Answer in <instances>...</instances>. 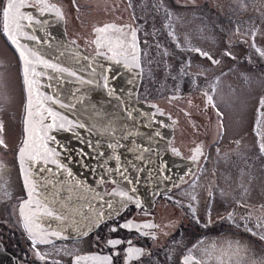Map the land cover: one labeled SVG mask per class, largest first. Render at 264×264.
I'll list each match as a JSON object with an SVG mask.
<instances>
[{"label": "flooded vegetation", "instance_id": "obj_1", "mask_svg": "<svg viewBox=\"0 0 264 264\" xmlns=\"http://www.w3.org/2000/svg\"><path fill=\"white\" fill-rule=\"evenodd\" d=\"M29 1L35 5H40L37 4L36 0ZM47 1L55 3L61 9L63 28L67 37L85 49H97L96 45L92 43L97 39H100L104 45L101 48L102 50L107 51L109 44L112 47L117 46L116 40L120 36L119 32L114 29H108L103 33L95 31V29L104 25L130 26L123 28L125 36L121 37V39L128 40L130 39L131 29H137L138 63L140 66L136 96L139 82L142 76L145 77L146 74L149 80L156 78V76H164L168 80L183 79L188 72L184 66L189 63L190 59H194L188 57L190 52L196 55L201 62L213 64L208 58L189 49L198 48L209 53L214 60L219 61L220 16L227 18L229 22L233 23V27L235 26L225 10L226 3L221 4V0H122L124 8H120L118 12L124 14H119L116 18L110 17L112 16L110 13H97L99 15L96 14L95 17H92L93 15L89 13V5L85 0ZM240 1L228 0L227 5L229 8L234 5L241 7L239 6ZM2 3L3 0H0V40L2 43L0 44V55H5L1 52L2 50L5 52V48L14 55L16 62L15 74L20 87L19 102L15 115L13 114L15 120L12 123L14 127L12 131H10L11 123L4 121V117L7 115L6 112L3 111L0 116V125H2L0 139L4 142L3 145H0V244L13 257L14 263L53 264V262H59V264H73L75 257L109 256L111 257L110 264H183L185 258L191 256L195 261H201L205 264L204 260L191 251L182 250L174 254L172 248H165L166 245L169 246L174 242L173 238L176 230H188L193 232V235H203V232L218 233L221 230L228 229L239 237L247 239L253 236L255 240H261L259 235L254 236V234L249 233L248 229L250 228L248 225L236 226L235 213L232 210L235 202H237L236 198L230 199L228 203V208H231V211L228 212L234 214L233 222H230L229 216V219L226 218L227 216L218 218L213 225L211 223L204 225L201 220L200 214L202 215L204 208L208 210L207 205H210L208 198L211 196L212 191H215L211 190L209 192L211 186L210 176L206 171H201V167L204 165L207 167V171L213 177L212 182L216 189L219 185L218 179L226 177L223 172L219 177L216 173V167L219 164L225 166V158L219 153H211L208 147L209 143L214 144L218 140L219 125H217L216 119L217 111L213 112V110H217L214 103L215 99L212 96L215 107H213V103H207L205 93L208 94V91L204 86H199L197 92L200 94V111H205L208 115L202 116L203 119L198 116L195 117L202 119L204 122L203 127L195 124L193 116L188 117L191 121L189 120L187 123L181 121V117L186 118L189 115L185 108L174 103L173 99L183 97L186 90L170 87L165 92V104L160 105L155 101L162 108V111L167 114L168 120L162 123L170 129L167 141L168 150L173 155H177L178 152L179 155L177 156L183 159L181 173L166 191L157 193L150 202L139 203V207L136 202L126 203L127 207L121 208L118 212L96 222L95 226L86 231V235L56 237L48 239V243H40V240L29 235L24 228L19 210L20 203L22 204V200L26 197V190L22 184L15 159L16 146L22 133L23 106H19L21 100L23 103L22 81L17 55L2 31ZM263 3L264 1L261 3L262 7ZM220 4L225 8L222 9ZM165 9H167V12L172 13L171 18H169ZM237 10V7H235L230 12ZM231 31L234 35L235 29ZM170 32L173 33L172 36L169 35ZM229 36L225 35L223 38H229ZM167 42L169 45L164 48V44ZM210 43V47L214 48L215 51L211 50V52L209 51L210 47L205 46V44ZM223 52L225 53L226 50L223 49ZM248 58L249 56L242 54L238 60L246 64ZM156 64L157 67H152ZM148 65L151 66L149 70H152V73L147 72L146 66ZM160 65H163V67ZM0 68L6 75L3 66L0 65ZM262 98L263 95L260 97L258 105L260 113H263ZM262 117L263 115L259 116V122ZM258 125L259 123L257 127ZM209 129H211V133L208 143L207 132ZM13 132H15L14 136ZM259 140L256 137V144L261 150ZM198 147L200 151L196 152L195 150ZM173 149L176 152H173ZM260 153L263 156V153ZM193 155L197 157L195 161L192 160ZM102 185L104 189H108L113 185V182L111 179L106 178L102 180ZM201 193H204V196L199 204ZM255 206L256 210L260 205L256 204ZM249 209L245 210V213H250ZM209 211L211 212L210 209ZM256 212L260 213L261 210H256ZM128 221H131L134 227L130 229L120 227ZM143 225H152V227H142ZM112 228H115L116 231H112ZM189 234L191 235V233ZM110 239H118L122 242L111 246L107 243ZM33 240L36 241L35 247H33ZM179 243L184 242L179 240ZM174 244H177V242ZM183 246L186 247V245ZM130 247L142 249L143 254L129 259L126 249ZM37 252L44 256L43 260L37 256ZM192 262L195 263L194 261L190 263ZM79 264H103V262L81 260Z\"/></svg>", "mask_w": 264, "mask_h": 264}, {"label": "water", "instance_id": "obj_2", "mask_svg": "<svg viewBox=\"0 0 264 264\" xmlns=\"http://www.w3.org/2000/svg\"><path fill=\"white\" fill-rule=\"evenodd\" d=\"M6 2L7 0H3V5ZM28 4L34 7H26L22 11L32 13L34 19L30 27L28 21H22L25 24L23 30L28 35L35 36L36 40H30L19 34L16 39L20 51L25 53L26 61L31 63L21 60L17 46L12 44L3 30L2 18L3 34L19 60L24 92L22 136L15 150L19 175L26 190V197L22 203L29 199L25 179H28L29 187L32 183L37 185L32 203H24V217L21 219L23 225L26 217L36 220L40 225L36 231L40 235L31 236L38 240L77 236L91 228L88 227L90 220L95 225L99 221L96 217L101 212L105 217L109 216L108 213L112 215L117 209H121V203L129 202L121 201L120 197L112 195L114 190L127 191L133 197L131 202L139 201L143 204L150 202L157 193L166 191L181 173L183 159L168 150L170 129L162 123L168 120L167 114L155 101L136 97L139 67H132L131 71L124 67L125 62L132 63L131 56H118L117 59L121 61L119 64L97 56V49H85L67 37L58 5L47 0H43L40 5L28 0ZM44 6H47V10L41 14L39 9ZM57 10L60 16L56 14ZM100 51L105 52L106 55L112 54L108 50L100 49ZM33 52L36 55H33ZM41 60L66 67L76 72L77 76L70 77L67 73L46 68ZM25 68L28 70V79L35 82L31 90L24 83ZM103 69L108 71L102 75ZM104 75H107V81L104 80ZM105 83L109 88L104 87ZM109 89L112 90V95H109ZM47 96L58 98L73 107L62 108L59 103L53 104L47 100ZM153 105L155 107H152ZM48 108L59 113L55 120L56 127L51 129L45 127L53 123V118L46 111ZM60 117H66L74 123H82L85 127H72ZM60 123H64L65 127L60 128ZM26 127L27 132H25ZM69 128L71 130H66ZM157 132L159 135H156ZM125 136L127 139L124 138ZM117 142L118 147L115 149L107 147L108 144ZM89 144L92 147H89ZM45 145L60 153L57 159L72 172L71 177L63 169H57L55 165L43 162L41 155L45 152ZM21 148H25L23 157L20 154ZM81 151L85 155L81 156L79 154ZM100 152L105 155H98ZM29 154L36 156L35 167L32 166L33 161L28 159ZM115 155L120 156L121 170H126L127 176L133 181L132 184H128L117 173ZM138 156L142 159H137ZM42 168H51L52 172H41ZM108 169L111 171L107 172ZM106 178L113 182L108 189H104L102 185V180ZM46 179L51 180L52 184H47L46 188L41 187ZM77 180L82 184L77 186ZM54 185L59 188L60 201L54 205L49 202L47 206L57 213L68 216L64 221L45 217L41 212L33 215L36 200L39 199L41 204L45 203L40 193L52 191ZM133 188L135 191H132ZM97 194L103 196V201L96 198ZM105 201H111L113 208L109 209ZM61 202L66 207H62ZM19 210L21 211L20 206ZM37 216L39 219H36ZM53 230L60 231V235L46 234ZM193 261L195 262L194 259ZM0 264H16L1 244Z\"/></svg>", "mask_w": 264, "mask_h": 264}, {"label": "rangeland", "instance_id": "obj_3", "mask_svg": "<svg viewBox=\"0 0 264 264\" xmlns=\"http://www.w3.org/2000/svg\"><path fill=\"white\" fill-rule=\"evenodd\" d=\"M85 1L89 5V13L93 15L92 17H95L97 13H110L112 15L110 17L113 18L124 14L118 12L120 8H124L122 0ZM263 1L241 0L239 2L241 7L234 5L229 8L228 0H221V4L226 3V8L220 4L221 8H225L228 17L233 20L235 28L232 22L220 16V62L216 65L205 64L190 52L188 57L194 59H190L189 63L184 66L188 72L183 79L168 80L164 76H156L149 80L146 74L145 77L142 76L137 91L139 98L154 100L163 105L165 104V92L170 87L186 90L183 97L174 98L173 102L185 108L189 115L186 118L181 117V121L187 123L190 120L188 117L193 116V121L200 127L204 126L202 116L205 117L206 112L200 111L201 101L197 88L204 86L208 94L214 97L215 102H213L216 104L217 110L215 109L213 112L219 111L222 114L216 117L219 135L216 143L210 144L211 129H209L207 141L211 153H219L225 158V166L219 164L216 167V173L219 177L223 172L226 177L218 179L219 185L216 189L212 182L213 177L207 171V167L205 165L201 167L200 170L206 171L210 176L209 192L215 191H212L208 198L210 202V205H207L208 210L204 208L200 217L204 225L209 223L213 225L215 220L226 216L227 219L230 217V222H233L234 214L229 213L231 208H228V203L230 199L236 198L237 202L232 209L235 213L236 226L248 225L251 229L249 233L254 236L263 235L264 222V153L262 156L261 150L256 144V137L260 139L261 144H264V115L257 127V110L260 109L258 105L260 97L263 95L264 98V56L256 51V48L264 51V3L263 7L261 4ZM235 7L238 10L230 12ZM233 29H235L234 35L231 33ZM225 35L230 36L223 38ZM0 44H2L1 40ZM253 44H255V48L252 46ZM168 45V42L164 44V48H167ZM205 46L209 48L211 43L205 44ZM223 49L230 52L231 56L224 55ZM5 50V52L1 51L5 55H0V65L6 71L5 75V72L0 68V116L3 111L6 112L4 121L11 123L10 131H12L14 128L12 123L15 120L13 114L16 112L19 102L20 87L15 74L14 55L7 48ZM211 50L215 51L210 47L209 51ZM242 54L249 56L246 64L238 60ZM160 66L163 67V65ZM152 67H157V64ZM146 68L147 72H153L149 70L150 65ZM213 86L215 87L214 92ZM19 106H23L22 100ZM196 116L202 119L195 118ZM14 135L15 132H13ZM203 196L204 193H201L199 204ZM256 204L260 205L256 209L261 210L260 213L255 210ZM250 207L252 209H249ZM247 209L250 213H245ZM203 233V235H193L191 231L178 229L174 234V242L169 246L166 245L165 248H172L174 254L182 250L191 251L204 260L205 264H221V262L223 264H264L263 240H255L253 236L245 239L228 229L218 233ZM179 240L184 243L180 244ZM175 242L177 244H174Z\"/></svg>", "mask_w": 264, "mask_h": 264}, {"label": "snow or ice", "instance_id": "obj_4", "mask_svg": "<svg viewBox=\"0 0 264 264\" xmlns=\"http://www.w3.org/2000/svg\"><path fill=\"white\" fill-rule=\"evenodd\" d=\"M37 4H42L43 0H36ZM131 6V5H130ZM26 7H34V5H30L28 4V0H7L6 4L3 5L2 7V18H3V30L5 32L6 35H8V38L11 40L12 44L17 46V51L19 52L20 58L21 60H25L26 63H31L30 61H26L25 58V53L23 51H20V46L18 43V40L16 39L17 34H19L20 36H25L30 40H36L35 36H31L28 35V33H26L23 29L25 28V24L22 23V21H28V26H31V22L33 21L34 17L32 15V13H26L23 12L22 9L26 8ZM47 10V6L41 7L39 9L40 13L43 14L44 11ZM165 11L167 12V9H165ZM56 14L58 16H60V12L59 10H57ZM169 18H171L172 13L171 12H167ZM167 26V25H166ZM130 26L125 25L122 27H117L115 25H104L101 28H97L95 29L96 32L98 33H103L108 29H114L115 31L120 33V36L117 37L116 43H117V47L113 48L111 46V44L108 45V52L112 53L111 55H106L105 52L100 51V49L104 46L101 42L100 39L94 40L92 43H94L96 45L97 48V52L96 55L97 56H101V57H105L107 60L110 61H114L115 63H121V61L119 59H117L118 56H122V55H130L131 59H132V63L129 64L127 62L124 63V67L126 69H128L129 71H131L132 67H139V63H138V59H139V54H138V50H137V29L132 28L130 31V40L128 39H121V37L125 36V33L123 32V28H128ZM170 36L173 35V33H169ZM74 43V42H73ZM254 48L256 47L255 44L252 45ZM27 47V46H25ZM191 51H195L200 53L201 56L208 58L209 60L212 61L213 64H218L220 61L218 60H214L209 53L207 52H203L200 49H189ZM257 52H260V54L262 56H264V51H261L259 48H256ZM33 55H36V53L33 52ZM224 55L226 56H231L230 52H225ZM234 58V57H233ZM41 63L44 64V66L46 68H51L53 69V71L56 72H60V73H67L68 76L70 77H76L77 73L74 71L69 70L66 67H60L58 64H54V63H49L47 60H41ZM89 67H91V65H89ZM25 77H24V83L27 86V88L29 90H31L32 85L35 83L34 81H30L28 79V75H27V68H25ZM35 71V69H33V72ZM93 71H95V69H93ZM108 71V69H103L102 75L104 73H106ZM183 71V70H182ZM79 79V77H77ZM108 77L107 75H104V80L107 81ZM82 83L84 81H81ZM88 83H91V81H88ZM105 88H109L108 84L105 83L104 85ZM215 91V87L213 86V92ZM112 90L109 89V95H112ZM205 95L207 96V103H212L213 102V97L211 95H208L207 93H205ZM47 100L51 101L53 104H60V107L62 108H71L73 107V105L71 104H65L63 102H61L58 98H54L53 96H47L46 97ZM30 101H29V105H30ZM28 106V105H26ZM152 107H155L154 105ZM213 107H215V104L213 103ZM261 107H264V98L261 99ZM46 111L48 112V114L53 118V123L52 124H48L46 125V129H51L56 127L55 124V120L56 117L59 116V113L54 112L51 108L46 109ZM258 111V120L257 123H259V116L260 115H264V113H260L259 109ZM31 114V113H30ZM162 114V113H161ZM217 115L221 116L222 114L219 113V111H217ZM60 119L62 121H66L67 124L71 125L72 127H79V128H83L85 127L84 124L82 123H74L71 120H67L66 117H60ZM27 123V121H26ZM60 128H64L65 124L64 123H60L59 125ZM66 130H71V128L66 129ZM0 131H2V125H0ZM28 129L27 127L25 128V132H27ZM105 131H108L107 129H105ZM46 134V133H45ZM156 135H159V133L157 132ZM49 139H54V137H48ZM125 139H127V136L124 137ZM3 140L0 139V145H3ZM28 141H25V145L27 146ZM89 147H92L91 144L88 145ZM45 147V152L44 154L41 155V158L43 159V162L45 164H52L55 165L57 169H63L64 172L67 173V175L69 177L72 176V172L68 169V167L62 163L59 159H57V157L60 156V153L54 149V148H48L47 145L44 146ZM108 148L110 149H115L116 147H118V142L116 144H108L107 145ZM196 152H199L200 149L199 147L195 150ZM173 152H176L175 149H173ZM261 152L264 153V144H261ZM20 154L23 157L25 154V148H21L20 149ZM81 156L85 155L83 153V151H81L79 153ZM177 155H179V153H176ZM98 155L100 156H104L105 154L103 152L98 153ZM28 159L33 161L32 166L35 167V161H36V156H32L29 154ZM114 159L117 161V167H116V171L117 173L122 177V179L124 181H126L128 184H132L133 181L127 176L126 174V170L122 171L121 170V165L119 164L120 161V156L119 155H115ZM137 159H142V157H137ZM197 159L196 155H193L192 160L195 161ZM22 164H23V160H22ZM41 172L43 171H48V172H52L51 168H42L40 169ZM92 171H95V169H92ZM111 169H108L107 172H110ZM106 172V174H107ZM47 184H52L51 180H45L44 184L41 185V187H45ZM77 186L81 185L82 182L77 180L76 181ZM25 187L28 189V196L29 199L27 201H25L24 203L26 204H31L32 203V198L33 195L36 193L37 190V185L35 183H32L31 186L29 187V181L26 178L25 179ZM132 191H135V189L133 188ZM112 195L114 196H118L121 198V201H129L131 202L133 197L129 195V193L127 191H116L114 190ZM41 198L44 200V204H41L40 200L37 199L36 200V204H35V211L33 213V215H35L36 212H41V214L45 217H53L56 221H64L68 219V216L62 214V213H57L53 210H51L47 205L50 202L51 204H56L58 201H60V194H59V188L54 185L53 186V190L52 191H45L44 193H40ZM97 199L103 201V196L97 194ZM194 198V197H193ZM70 199V197H69ZM24 203H22L20 205V214L21 217H24ZM105 203L107 204V207L109 209L113 208V203L111 201H105ZM137 206L139 207V201L136 202ZM61 206L62 207H66L65 204H63V202H61ZM103 207V205H102ZM127 207V204L125 203H121V208ZM72 211H76V209H72ZM117 212L119 211L118 209L116 210ZM108 215L110 216L111 213H108ZM231 215V214H230ZM105 218V214L103 212H101L96 219L97 220H103ZM36 219H39V217L37 216ZM24 228L29 232L30 235H40L39 232L36 231V229H39L40 225L36 223V220H34L32 217H26L24 218ZM95 226L91 220L89 221V225L88 227H92ZM120 227L122 228H132L134 227V225L132 224L131 221H128L126 224H122L120 225ZM142 227H152V225H143ZM112 231H116L115 228L111 229ZM248 231H251V229H248ZM49 235H53V236H59L60 235V231H51L50 233H46ZM81 235H86L87 233H80ZM142 234H146V233H142ZM261 240H264V235L260 236ZM49 241L41 239L40 243H48ZM122 241L115 239V240H108L107 243L111 246H115L120 244ZM130 243V242H129ZM36 241L33 240V247H35ZM126 252L128 254V258L131 259L134 256L135 257H139L140 255L143 254V250L140 248H135V247H130L128 249H126ZM37 256L40 257L41 260L44 259V256H41L39 252H37ZM193 257L189 256L186 257L183 264H190L191 261H193ZM81 260H94V261H102L103 264H110L111 261V257L109 256H90V257H75L73 260V264H79V262ZM53 264H59V262H53ZM195 264H203V262L201 261H195ZM221 264H223V262H221Z\"/></svg>", "mask_w": 264, "mask_h": 264}]
</instances>
